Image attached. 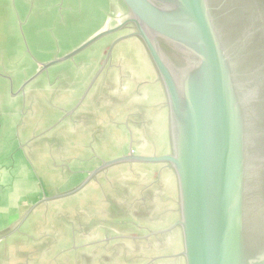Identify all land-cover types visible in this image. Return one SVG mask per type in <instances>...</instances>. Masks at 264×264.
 I'll list each match as a JSON object with an SVG mask.
<instances>
[{
  "label": "water",
  "instance_id": "1",
  "mask_svg": "<svg viewBox=\"0 0 264 264\" xmlns=\"http://www.w3.org/2000/svg\"><path fill=\"white\" fill-rule=\"evenodd\" d=\"M119 2L127 14L118 25L36 75L132 27L97 75L118 42L142 44L164 92L170 151L103 161L74 192L114 166L164 165L175 177L178 219L150 236L178 229L175 257L184 264H264V0Z\"/></svg>",
  "mask_w": 264,
  "mask_h": 264
},
{
  "label": "crops",
  "instance_id": "2",
  "mask_svg": "<svg viewBox=\"0 0 264 264\" xmlns=\"http://www.w3.org/2000/svg\"><path fill=\"white\" fill-rule=\"evenodd\" d=\"M117 4L121 5L119 0H0V231L7 232V243L16 238L28 241L32 238L27 235V229L33 209L41 203L59 201L60 205H67L72 199L84 203V198L94 189L93 179L74 191L89 174L103 161L129 153L105 154L100 150L95 120L103 113L115 114V85L108 77L109 86L103 88L108 92L104 99L103 94L98 99L92 82L101 64L96 66V61L86 62L82 58L83 55L98 58L103 53L106 57L111 43L106 48L104 43L110 36L73 59L36 75L43 64L114 27L111 20L119 12L114 10ZM80 35L88 37L69 49V38ZM119 52L112 54L109 63ZM144 55L150 69L148 77L157 91L163 114L164 92L145 50ZM165 110V140L169 147ZM43 155L49 169L41 166ZM130 166L152 168L156 173L160 169L168 171L178 212L177 188L171 170L164 165ZM39 239L42 240L33 241L32 248L45 259L52 249V238L43 234ZM25 259L26 256L21 257ZM24 264H29L28 259Z\"/></svg>",
  "mask_w": 264,
  "mask_h": 264
},
{
  "label": "rangeland",
  "instance_id": "3",
  "mask_svg": "<svg viewBox=\"0 0 264 264\" xmlns=\"http://www.w3.org/2000/svg\"><path fill=\"white\" fill-rule=\"evenodd\" d=\"M114 10L119 11L111 20L116 26L127 11L119 4ZM132 32V27L126 26L121 32L110 35L104 47ZM82 36L70 37L69 49L88 37ZM142 47L134 37L121 40L113 47L101 72L93 78L92 86L98 99L102 94L104 99L108 92L107 88L103 89L109 86L106 85L108 77L115 85V114L103 113L95 120L100 150L105 154L121 151L162 155L170 151L165 140L166 104L161 114ZM113 52L119 53L109 63ZM82 58L102 66L106 57L103 53L98 58H88V55ZM43 157L41 166L49 169ZM155 171L130 165L114 166L93 178L94 189L84 198V203L78 204L74 199L67 205H60L59 201L41 203L32 211L27 229V235L32 237L29 241L16 238L7 243L5 233L4 242L0 243L2 264H24L27 259L29 264H183L180 257H175L182 250L178 229L148 235L168 228L178 215L172 176L169 178L166 170ZM17 223L19 226L20 221ZM43 234L52 238V249L45 259L32 248L33 241L42 240L39 236ZM34 252L38 254L33 256ZM22 256L26 259L21 260Z\"/></svg>",
  "mask_w": 264,
  "mask_h": 264
}]
</instances>
